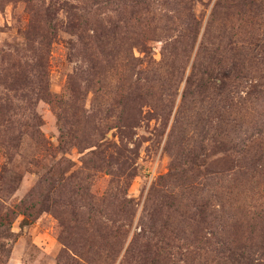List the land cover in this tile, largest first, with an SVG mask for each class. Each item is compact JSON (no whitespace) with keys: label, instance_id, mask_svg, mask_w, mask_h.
<instances>
[{"label":"rangeland","instance_id":"1","mask_svg":"<svg viewBox=\"0 0 264 264\" xmlns=\"http://www.w3.org/2000/svg\"><path fill=\"white\" fill-rule=\"evenodd\" d=\"M261 245L264 0H0V264Z\"/></svg>","mask_w":264,"mask_h":264},{"label":"trees","instance_id":"2","mask_svg":"<svg viewBox=\"0 0 264 264\" xmlns=\"http://www.w3.org/2000/svg\"><path fill=\"white\" fill-rule=\"evenodd\" d=\"M138 37H136L137 40H135L134 42H131V45L139 46V45L144 44V42L141 39L139 40ZM118 46L116 48V46L113 45L112 51H115V52H117L118 50L120 51ZM120 46H122L123 47L122 49L125 50L123 55H124V59L127 62L126 64L133 65L134 64L133 62L127 61L129 53H128V51L126 52V49L128 50V45L126 44V42L121 43ZM130 52H132V48H131ZM222 56H224V55L222 54ZM134 58H133V60H134ZM229 63L230 62H228V64ZM236 64H237L236 62H232V63H230V65L226 71L220 72V74L222 75V77H224L225 80H231L230 75L233 74L234 69L237 68ZM26 215L29 216V214H26ZM248 248L249 249H247L246 251L244 250V251L239 252L237 258H234L233 260H230V259L226 260L221 264H264V245L263 246L261 245L255 249H253V247H248Z\"/></svg>","mask_w":264,"mask_h":264}]
</instances>
